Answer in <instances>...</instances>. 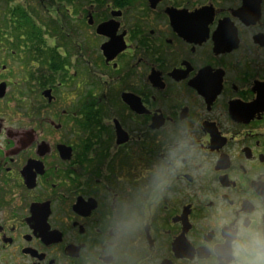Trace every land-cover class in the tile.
I'll return each instance as SVG.
<instances>
[{"label": "flooded vegetation", "instance_id": "af4514ba", "mask_svg": "<svg viewBox=\"0 0 264 264\" xmlns=\"http://www.w3.org/2000/svg\"><path fill=\"white\" fill-rule=\"evenodd\" d=\"M189 115L215 160L145 226L155 264L207 258L217 196L264 198V0H0V264H76Z\"/></svg>", "mask_w": 264, "mask_h": 264}, {"label": "clouds", "instance_id": "9594fccd", "mask_svg": "<svg viewBox=\"0 0 264 264\" xmlns=\"http://www.w3.org/2000/svg\"><path fill=\"white\" fill-rule=\"evenodd\" d=\"M201 128L192 115L158 126L157 152L133 183L108 194L101 224L79 247L76 264H155L143 239L153 213L176 185L189 184L187 177L198 185L210 175L215 158L203 145ZM232 198L235 203L228 205L217 196L204 218L214 238L205 242L207 258L195 264H264V198H253L249 209Z\"/></svg>", "mask_w": 264, "mask_h": 264}]
</instances>
